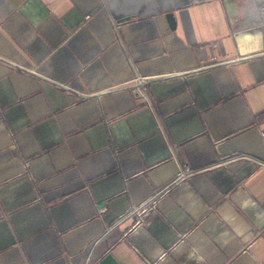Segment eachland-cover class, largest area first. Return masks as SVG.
<instances>
[{
    "label": "crops",
    "instance_id": "obj_1",
    "mask_svg": "<svg viewBox=\"0 0 264 264\" xmlns=\"http://www.w3.org/2000/svg\"><path fill=\"white\" fill-rule=\"evenodd\" d=\"M235 4L0 0V264H264V0Z\"/></svg>",
    "mask_w": 264,
    "mask_h": 264
},
{
    "label": "water",
    "instance_id": "obj_2",
    "mask_svg": "<svg viewBox=\"0 0 264 264\" xmlns=\"http://www.w3.org/2000/svg\"><path fill=\"white\" fill-rule=\"evenodd\" d=\"M227 16L229 17L230 23L232 24L237 15V6L235 0H222ZM170 14L167 18H170ZM243 99L247 103L248 107L252 109L253 105L263 99L264 105V82L246 90L242 94ZM77 166L79 167L81 173L86 180L97 177L101 173L112 170L115 167L114 155L109 148H103L101 150L91 152L77 161ZM96 264H118L111 257L110 254H105Z\"/></svg>",
    "mask_w": 264,
    "mask_h": 264
},
{
    "label": "built area",
    "instance_id": "obj_3",
    "mask_svg": "<svg viewBox=\"0 0 264 264\" xmlns=\"http://www.w3.org/2000/svg\"><path fill=\"white\" fill-rule=\"evenodd\" d=\"M237 159H252V158L245 155V154L240 153V154H233L232 156L224 158L223 162L227 163V162H231V161H234ZM24 163L26 164L27 161ZM257 166L258 167H264V163L257 162ZM199 171L200 170L196 169V168H190L188 166H183L180 169V171L175 175V177L171 180V182L163 188V190H166L168 188V186L175 184L177 182H180V181L184 180L186 177H188L192 174L198 173ZM163 190H158L156 193H159ZM156 193H155V195H156ZM154 211H155V201H151L149 204H141L138 208V211L136 212V216H135L134 223H133L132 227H135V226L141 224L144 217L149 215L150 213H152ZM179 241H182V238H179ZM147 264H149V263H147Z\"/></svg>",
    "mask_w": 264,
    "mask_h": 264
},
{
    "label": "clouds",
    "instance_id": "obj_4",
    "mask_svg": "<svg viewBox=\"0 0 264 264\" xmlns=\"http://www.w3.org/2000/svg\"><path fill=\"white\" fill-rule=\"evenodd\" d=\"M247 204V202H245V205Z\"/></svg>",
    "mask_w": 264,
    "mask_h": 264
}]
</instances>
